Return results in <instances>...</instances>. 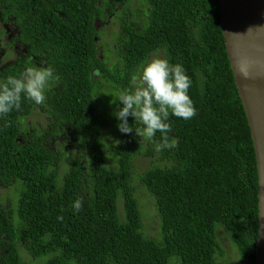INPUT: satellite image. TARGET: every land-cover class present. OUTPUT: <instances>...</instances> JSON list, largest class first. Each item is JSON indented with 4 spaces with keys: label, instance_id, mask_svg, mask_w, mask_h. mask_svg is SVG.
<instances>
[{
    "label": "trees",
    "instance_id": "obj_1",
    "mask_svg": "<svg viewBox=\"0 0 264 264\" xmlns=\"http://www.w3.org/2000/svg\"><path fill=\"white\" fill-rule=\"evenodd\" d=\"M33 2L13 0L19 13L35 15ZM45 9L61 11L66 40L78 42V69L74 57L63 58L61 68L75 82L48 94V125H65L87 148L61 172L52 131L42 140L29 133L24 146L16 140L29 130L22 121L30 100L0 117V184L15 190L0 204V264H219L227 255L219 230L236 253L225 264H256V157L218 0H47ZM110 13L120 17L114 32L120 52L108 70L99 65L97 77L82 61L94 56L96 18ZM158 52L185 66L197 109L187 121L170 116L169 137L178 146L159 152V132L152 142L123 135L115 116L121 91ZM104 88L112 99L106 114L97 105ZM105 128L117 138L108 142ZM143 204L157 217L153 235L143 223Z\"/></svg>",
    "mask_w": 264,
    "mask_h": 264
},
{
    "label": "flooded vegetation",
    "instance_id": "obj_2",
    "mask_svg": "<svg viewBox=\"0 0 264 264\" xmlns=\"http://www.w3.org/2000/svg\"><path fill=\"white\" fill-rule=\"evenodd\" d=\"M37 1V5L34 2L31 4V7L37 6L34 15L31 10H29L30 14L26 12L19 13L13 0L9 2L8 0H0V79L3 78L4 80L11 74L20 75L29 67H54L57 79L47 93L46 103L35 105L31 101L30 112L22 121L23 124H28L29 130L25 133L20 132L16 140L24 146L29 133L33 135L36 133L42 140L46 138L48 132L52 131L54 138L53 150L63 156L61 162L68 159V168L70 160L79 154V150H85L87 147H81V143L75 140L74 132H71L65 125H48L51 116L47 112L51 109L50 103L52 101L48 94L60 90H55V87L63 88L65 85H73L75 82L61 68L65 64L62 61L63 58L66 60L74 57L77 59L75 72L78 69V58L75 50L78 42L71 46L77 37H73V40L69 42L66 40L61 23L63 15L61 11L57 9L46 10L45 2L47 0ZM110 17L113 18V24L116 26L111 33L104 29ZM119 19L120 17H115L111 13L106 14L103 19L96 18L95 32L97 34L92 35L94 56L89 59L85 58L82 61L83 68L87 71L91 70L92 75H96L98 70L96 76L101 77L102 69L99 68V65L108 70L117 59L114 51L120 52V40L114 39V32L117 30ZM42 23L45 24L44 30H42ZM86 45L88 44L86 43ZM158 53L150 54L148 59L157 55L163 57L160 52ZM76 75L79 77L81 75L80 71ZM115 107H117V104ZM35 116L42 117L39 126L32 125L28 121L29 118ZM8 187L0 184V190L5 189L6 191ZM10 198L9 193L6 191V196L0 198V204L9 203Z\"/></svg>",
    "mask_w": 264,
    "mask_h": 264
},
{
    "label": "clouds",
    "instance_id": "obj_3",
    "mask_svg": "<svg viewBox=\"0 0 264 264\" xmlns=\"http://www.w3.org/2000/svg\"><path fill=\"white\" fill-rule=\"evenodd\" d=\"M44 30V29H42ZM57 79L52 66L29 67L20 75H8L0 81V117H6L22 108L24 100L43 105L47 93ZM193 81L182 63H172L159 55L146 60L132 77V87L121 91L120 107L115 114L118 131L123 135H135L140 140L154 141L156 133L161 134L155 143L156 151L174 149L178 140L170 139L172 125L170 116L185 121L192 119L197 109L189 94ZM139 121L142 128H136L129 118ZM79 211L82 202H74Z\"/></svg>",
    "mask_w": 264,
    "mask_h": 264
},
{
    "label": "water",
    "instance_id": "obj_4",
    "mask_svg": "<svg viewBox=\"0 0 264 264\" xmlns=\"http://www.w3.org/2000/svg\"><path fill=\"white\" fill-rule=\"evenodd\" d=\"M221 31L256 157L255 262L264 264V0H218Z\"/></svg>",
    "mask_w": 264,
    "mask_h": 264
},
{
    "label": "rangeland",
    "instance_id": "obj_5",
    "mask_svg": "<svg viewBox=\"0 0 264 264\" xmlns=\"http://www.w3.org/2000/svg\"><path fill=\"white\" fill-rule=\"evenodd\" d=\"M115 28H116V26L113 24V18L110 17L109 21H108L107 25L104 27V29L111 33ZM101 97H102V100L98 101L97 105H98L99 109L101 110V112L106 114L108 112L109 103H110V101H112V99L110 100V95H109L107 89H105V88L103 89ZM28 121L32 125L39 126L38 124L40 123L39 121H42V117H40V116L31 117L28 119ZM102 134H103V137L108 142L113 141L114 139L117 138V135L115 134L114 129L110 130L109 128H105L103 130ZM67 163H68V159H64L61 162V171L62 172L67 168ZM137 166L139 168H142L144 166V163L142 164L141 162H138ZM6 191L9 193V195L11 197L14 194L15 190H14V188L9 187L8 190L6 189ZM6 191H5V189L0 190V192H1L0 198H4L6 196ZM118 206H119V212L122 213L121 204L119 203ZM141 208L144 211L143 223H144L146 232L149 235H153L157 231V225H158L157 217L155 216L154 211L149 204H143ZM224 233L225 232L223 230H219L218 235H219V238L222 242L224 251L227 253V255L219 260V264H225L227 259H234L235 254H236L234 249L232 248V246L228 242V239ZM230 264H232V263H230Z\"/></svg>",
    "mask_w": 264,
    "mask_h": 264
}]
</instances>
